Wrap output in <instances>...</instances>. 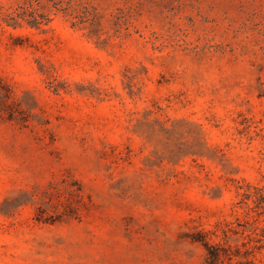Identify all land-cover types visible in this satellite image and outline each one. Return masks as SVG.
<instances>
[{"label":"rangeland","instance_id":"rangeland-1","mask_svg":"<svg viewBox=\"0 0 264 264\" xmlns=\"http://www.w3.org/2000/svg\"><path fill=\"white\" fill-rule=\"evenodd\" d=\"M26 1L0 0V264H264V0L9 26Z\"/></svg>","mask_w":264,"mask_h":264},{"label":"trees","instance_id":"trees-1","mask_svg":"<svg viewBox=\"0 0 264 264\" xmlns=\"http://www.w3.org/2000/svg\"><path fill=\"white\" fill-rule=\"evenodd\" d=\"M35 2L39 0H29L21 5L15 15L9 14L6 18V23L9 26L16 27L20 20L28 21L33 26H40L43 23L49 22L48 16L44 14H37V9L35 8ZM54 7L57 10H61V1L54 3ZM30 19V20H28ZM209 253L208 259L212 263L218 262L222 257H227L231 259V255L228 249L224 248L220 244H210L209 242H204Z\"/></svg>","mask_w":264,"mask_h":264}]
</instances>
